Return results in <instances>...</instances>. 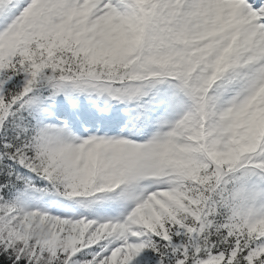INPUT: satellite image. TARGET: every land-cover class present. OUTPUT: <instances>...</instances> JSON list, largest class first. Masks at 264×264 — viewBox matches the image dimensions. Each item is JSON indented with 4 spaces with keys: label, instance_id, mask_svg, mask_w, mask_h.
<instances>
[{
    "label": "snow or ice",
    "instance_id": "obj_1",
    "mask_svg": "<svg viewBox=\"0 0 264 264\" xmlns=\"http://www.w3.org/2000/svg\"><path fill=\"white\" fill-rule=\"evenodd\" d=\"M0 264H264V0H0Z\"/></svg>",
    "mask_w": 264,
    "mask_h": 264
}]
</instances>
